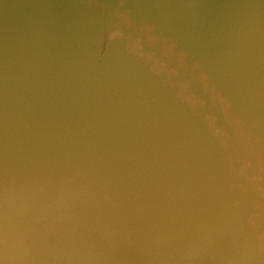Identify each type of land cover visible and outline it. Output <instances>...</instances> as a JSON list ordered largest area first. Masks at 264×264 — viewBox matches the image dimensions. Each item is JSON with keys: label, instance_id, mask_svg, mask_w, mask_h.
<instances>
[{"label": "clouds", "instance_id": "9594fccd", "mask_svg": "<svg viewBox=\"0 0 264 264\" xmlns=\"http://www.w3.org/2000/svg\"><path fill=\"white\" fill-rule=\"evenodd\" d=\"M109 15L136 34L130 52L158 50L180 69L169 79L190 80L162 97L50 34H14L0 264H264V0L222 6L210 36L138 20L124 0Z\"/></svg>", "mask_w": 264, "mask_h": 264}, {"label": "water", "instance_id": "95a60500", "mask_svg": "<svg viewBox=\"0 0 264 264\" xmlns=\"http://www.w3.org/2000/svg\"><path fill=\"white\" fill-rule=\"evenodd\" d=\"M234 0H124L125 8L134 16H148L158 20L170 32L183 34L194 29L211 35L215 29L218 13L222 6ZM120 0H0V67L3 65L6 45L13 35L23 36L29 32L40 31L55 37L60 45L70 53L93 57L101 66L122 68L128 76L136 79L145 89L156 92L162 97H174L188 74L171 75L173 69H180L157 50L156 60L149 61L151 51L145 47L139 52L128 50L129 37L135 33L119 25L116 17L110 16ZM103 4L104 7H98ZM168 11L187 13L164 19L159 15L163 8ZM191 6V7H186ZM121 29L123 34L121 35ZM159 61L164 67L157 65ZM168 82H165V81ZM175 84V88L172 85ZM193 95H201L193 87ZM179 104L180 102L177 101ZM187 110L186 105H181ZM257 135L264 134L258 128ZM208 136L212 133L208 130Z\"/></svg>", "mask_w": 264, "mask_h": 264}]
</instances>
